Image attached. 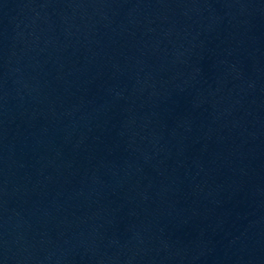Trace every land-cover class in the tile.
I'll return each instance as SVG.
<instances>
[{
  "label": "water",
  "instance_id": "1",
  "mask_svg": "<svg viewBox=\"0 0 264 264\" xmlns=\"http://www.w3.org/2000/svg\"><path fill=\"white\" fill-rule=\"evenodd\" d=\"M0 264H180L26 0H0Z\"/></svg>",
  "mask_w": 264,
  "mask_h": 264
}]
</instances>
